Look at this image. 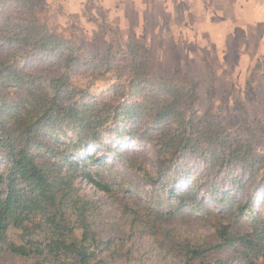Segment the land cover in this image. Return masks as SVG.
<instances>
[{"label":"rangeland","instance_id":"obj_1","mask_svg":"<svg viewBox=\"0 0 264 264\" xmlns=\"http://www.w3.org/2000/svg\"><path fill=\"white\" fill-rule=\"evenodd\" d=\"M38 1L34 10L39 24L72 42L74 70L68 81L79 91L74 98L80 104H88L93 117L105 120L100 128L101 143L81 150L72 166L66 163L58 170L65 175L63 187L70 190L73 198H80L77 204L85 199L92 202L87 223L100 239L122 240L116 242L126 250L119 264H177L180 250L168 252L166 247L160 248L137 225L140 220L132 223L130 216L134 210L148 218L155 209L165 207V197L157 196L162 182L154 183L144 175L147 172L162 180L171 166L160 174L154 141L143 137L135 140L128 134H117L114 128L131 123L126 120L131 116L124 115V105L140 100L144 93L163 97L165 90L170 89L165 84H175L188 88L192 95L184 96L188 117L219 122L239 139L253 142L258 152H264V0ZM238 4L245 6L243 14L235 9ZM253 9L257 22H251ZM234 17L244 18L242 24L235 26ZM101 58L107 59L93 63ZM47 60L48 56H36L19 64L30 68ZM18 96L17 92L13 97ZM114 110L122 114L121 119L112 118ZM144 118L141 128L159 133L157 124L148 116ZM74 133L70 128H57L54 136L59 138L51 141L59 148L61 141H68ZM121 149L125 152L118 156L117 150ZM181 159L187 161L189 172L202 177L193 196L204 205L198 206L197 212L181 207L183 215L163 225L173 228L176 236L209 245L216 240L218 223L228 224L233 234H240L251 230L256 216L264 218L261 170L250 174L242 170L238 161L213 168L192 154ZM60 160L64 157L56 158L57 162ZM6 166L0 154V171ZM82 169L107 184L111 192L90 182ZM236 176L238 179L233 181ZM191 182L189 178L179 179L177 187L185 188ZM5 192L2 183L0 194ZM222 197L225 200H217ZM243 203H248L250 209L237 218L236 207ZM38 221L42 219L37 216L25 221L26 230L11 226L7 239L15 243L27 239L46 243V226L42 222L38 226ZM229 254L230 250L224 252ZM218 256L219 253L214 259ZM33 260L0 250V264H32ZM260 261L261 257H251L253 264ZM229 264L245 261L240 256L230 257Z\"/></svg>","mask_w":264,"mask_h":264},{"label":"trees","instance_id":"obj_2","mask_svg":"<svg viewBox=\"0 0 264 264\" xmlns=\"http://www.w3.org/2000/svg\"><path fill=\"white\" fill-rule=\"evenodd\" d=\"M38 5V0H0V154L7 162L5 170L0 171V185L4 183L6 189L0 194V250L33 257L32 264H119L126 254L124 245L116 243L122 240L100 239L87 223L92 202L84 198L77 204L80 198H73L70 190L63 187L65 175H60L58 170L66 163L72 166L81 150L101 143L100 128L105 120L93 117L88 104H80L74 98L79 91L68 81L74 70L72 42L39 24L34 10ZM36 56H48V60L32 64L30 68L19 64ZM106 59L93 63H103ZM165 85L170 89L165 90L163 97L144 93L140 100L124 105V115L131 116L126 119L131 123L114 128L117 134H128L135 140L143 137L154 141L160 174L171 166L162 180L147 172L144 175L154 183L162 182L157 196L165 197V207L155 209L148 218L131 210L132 223L140 220L137 225L160 248L166 247L168 252L179 249L181 259L177 264H229L230 257L236 256L245 264H253L251 257H261L260 264H264L262 217L256 216L251 230L240 234H233L228 224L218 223L216 240L209 245L188 237L179 238L173 228L163 226L171 218L183 215L181 207L197 212L198 206L204 205L193 196L202 177L189 172L187 161L182 157L192 154L213 168L228 167L238 161L242 170L250 174L261 170L264 174V152H258L253 142L239 139L214 120L203 122L200 118L188 117L184 97L192 96L188 88ZM17 92L19 96L14 98ZM120 115L114 110L112 118L121 119ZM146 116L157 124L155 129L159 133L152 134L147 127L141 128ZM64 127L72 129L74 137L62 140L56 148V143L51 141L59 138L54 136V130ZM117 151L118 156L125 152ZM70 155L75 158L67 159ZM61 156L64 160L57 162L56 158ZM81 172L97 187L111 192L107 184L93 179L90 172L84 169ZM182 178L192 182L185 188L177 187ZM236 179L237 176L233 181ZM173 180H177L175 184ZM249 209L248 203L238 205L235 216L238 218ZM36 216L42 219L38 226L40 222L46 226V243L36 239L15 243L7 239L11 226L26 230L25 221ZM226 250H230L229 255H224ZM217 253L219 256L214 259Z\"/></svg>","mask_w":264,"mask_h":264},{"label":"crops","instance_id":"obj_3","mask_svg":"<svg viewBox=\"0 0 264 264\" xmlns=\"http://www.w3.org/2000/svg\"><path fill=\"white\" fill-rule=\"evenodd\" d=\"M158 1V0H157ZM236 8H238L239 9V12H240V14H243V8H245V6L244 7H242V5H237L236 7H235V9ZM235 13H237V11H235ZM250 14H251V16H252V21L251 22H257V14H256V11L253 9V10H251L250 11ZM236 16V15H235ZM244 16H246L247 18L249 17V15H244ZM234 23H236V25L235 26H239L240 24H242V23H240L241 21H243L244 20V18H238V17H234Z\"/></svg>","mask_w":264,"mask_h":264}]
</instances>
